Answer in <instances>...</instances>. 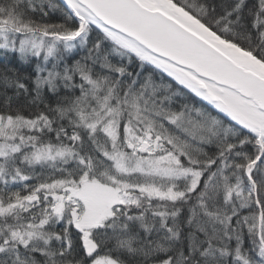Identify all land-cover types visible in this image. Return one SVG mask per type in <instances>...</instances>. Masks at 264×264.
Instances as JSON below:
<instances>
[{
    "label": "snow or ice",
    "instance_id": "snow-or-ice-1",
    "mask_svg": "<svg viewBox=\"0 0 264 264\" xmlns=\"http://www.w3.org/2000/svg\"><path fill=\"white\" fill-rule=\"evenodd\" d=\"M0 264H264V0H0Z\"/></svg>",
    "mask_w": 264,
    "mask_h": 264
}]
</instances>
